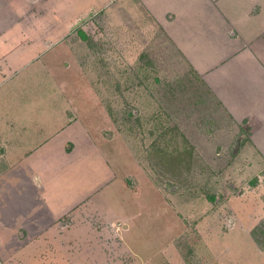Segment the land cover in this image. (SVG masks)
<instances>
[{
	"label": "rangeland",
	"instance_id": "1",
	"mask_svg": "<svg viewBox=\"0 0 264 264\" xmlns=\"http://www.w3.org/2000/svg\"><path fill=\"white\" fill-rule=\"evenodd\" d=\"M14 1L0 0V22H12ZM45 3L34 16L36 30L26 28L53 43L38 48L35 59L26 47L25 64L8 83L27 106L57 103L70 120L84 119L88 141L104 150L97 167L104 179L90 186L119 175V189L95 195L104 214L88 215L99 229L89 241L98 252L92 263L264 264V121L236 117L161 24L144 14L98 9L106 0ZM55 24L60 29L49 31ZM85 136L79 135L87 142ZM86 165L77 154L73 168ZM35 255L22 257L58 264L53 255ZM88 255L75 254L74 264H89Z\"/></svg>",
	"mask_w": 264,
	"mask_h": 264
},
{
	"label": "crops",
	"instance_id": "2",
	"mask_svg": "<svg viewBox=\"0 0 264 264\" xmlns=\"http://www.w3.org/2000/svg\"><path fill=\"white\" fill-rule=\"evenodd\" d=\"M13 5L17 12L12 22H0L1 252L11 264H27L22 256L32 251L41 260L53 255L52 262L58 264H74L75 254H89L86 260L93 264L91 255L98 252L95 247L90 251L89 241L99 229L88 215L104 214V203L95 195L119 189L120 178L113 171L102 185L90 186L91 179H104L97 171L104 150L88 141L84 119L70 120L57 103L27 106L19 88L8 83L9 76L25 64L26 47L35 59L38 48L53 43L49 37L42 40L27 33L26 28L36 30L34 16L43 12L45 0H15ZM109 6L117 16L126 7L130 17L144 14L161 24L236 117L264 121V0H106L98 9ZM59 29L56 24L48 28ZM65 128L72 132L63 137ZM76 140L78 145L71 146ZM77 154L87 159V169L73 168ZM103 157L106 165H116L114 159ZM86 170L91 175L83 177ZM7 232L10 237L3 247Z\"/></svg>",
	"mask_w": 264,
	"mask_h": 264
},
{
	"label": "built area",
	"instance_id": "3",
	"mask_svg": "<svg viewBox=\"0 0 264 264\" xmlns=\"http://www.w3.org/2000/svg\"><path fill=\"white\" fill-rule=\"evenodd\" d=\"M0 264H7L2 252H1V241H0Z\"/></svg>",
	"mask_w": 264,
	"mask_h": 264
},
{
	"label": "trees",
	"instance_id": "4",
	"mask_svg": "<svg viewBox=\"0 0 264 264\" xmlns=\"http://www.w3.org/2000/svg\"><path fill=\"white\" fill-rule=\"evenodd\" d=\"M257 238V240H258V237H256Z\"/></svg>",
	"mask_w": 264,
	"mask_h": 264
}]
</instances>
